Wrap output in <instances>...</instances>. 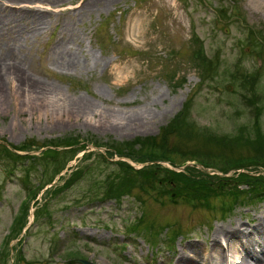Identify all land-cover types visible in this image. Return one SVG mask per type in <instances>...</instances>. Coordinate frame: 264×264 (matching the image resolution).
Returning a JSON list of instances; mask_svg holds the SVG:
<instances>
[{
    "label": "rangeland",
    "instance_id": "1",
    "mask_svg": "<svg viewBox=\"0 0 264 264\" xmlns=\"http://www.w3.org/2000/svg\"><path fill=\"white\" fill-rule=\"evenodd\" d=\"M0 6L18 13L21 29L43 14V26L24 30L17 50L29 76L57 89L36 100L2 69L0 262L177 264L181 249L210 250L218 226L252 227L257 215L264 217V198L224 212L232 196L218 193L220 184L236 168L213 166L253 162L264 172L256 165L264 159V0H0ZM68 49L77 54L71 65L64 63ZM243 75L253 77L252 85ZM79 99L93 110L78 112ZM114 146L157 159L137 162ZM71 148L79 152L39 188L46 162L57 165L53 154L64 162ZM188 156L196 160L180 164ZM123 160L136 169L157 163L187 179L176 196L163 191L177 188L172 182L158 184L159 172L144 176L148 188L128 175L122 190L110 183L124 176ZM109 193L115 198L104 197ZM29 198L23 227L8 239Z\"/></svg>",
    "mask_w": 264,
    "mask_h": 264
},
{
    "label": "bare ground",
    "instance_id": "2",
    "mask_svg": "<svg viewBox=\"0 0 264 264\" xmlns=\"http://www.w3.org/2000/svg\"><path fill=\"white\" fill-rule=\"evenodd\" d=\"M99 1L96 0V3ZM17 14L13 11L9 12L0 6V39L3 36L8 37L5 43L0 45L6 49L0 53V79L2 80V69L12 74L14 73L18 79V87L21 88L20 91L24 92V89H27V94L30 97L40 100L46 92H56L57 89L54 86L46 83L43 84L32 76H29L24 71L22 59L17 49H20L19 44L22 37H26L23 34L24 30L27 33H35L43 26L44 17L43 14L38 15V22L36 24L32 23V26H28V29H21L14 23L17 19ZM67 53L68 57L64 63L71 65V63L75 62L77 54L72 49H68ZM0 94H2L1 87ZM73 104L78 112L81 110L82 112L89 113L94 108L85 99H79ZM251 226L242 225L240 222L229 226L222 224L209 237L210 250L200 253L195 245H192L178 252L176 262L177 264H213L214 257H218L220 261L217 259L219 262L216 261L215 264H264V217H258L257 215V219L253 220ZM237 245L242 248V251L237 250Z\"/></svg>",
    "mask_w": 264,
    "mask_h": 264
},
{
    "label": "trees",
    "instance_id": "3",
    "mask_svg": "<svg viewBox=\"0 0 264 264\" xmlns=\"http://www.w3.org/2000/svg\"><path fill=\"white\" fill-rule=\"evenodd\" d=\"M244 77H246V76L243 75V78ZM245 80L247 81V82L245 81V84L250 83L252 85L251 81H253V77L250 78V79L247 78ZM177 127L178 126L175 124V126H173L172 129L177 128ZM258 133H260L259 129H258ZM114 147H115V151L117 152V154H119L121 156L127 155V156L135 159V161H137V162L141 161V162L144 163L145 161H148V160L155 161V159H157L156 156L153 157V156H150L148 154H146L145 157H137L133 152L122 151L121 147H119V146H117V147L114 146ZM70 152H72V153H70ZM78 152H79V150L76 149V148H71L70 150H65V153L66 154L70 153V155H68L64 159V162H60V163H58L60 161L59 158L56 157L55 154H53V156L51 157L50 160L52 161L53 165L54 164H57V165L56 166L54 165L55 167H51L52 165L48 164V161L46 162L45 170L42 171V172L44 174H47V175H45V176H43L41 178L42 180H40L39 188H42L44 186V184H48V183L52 182V180L60 173V170L68 162H70V159L73 158ZM46 155H48V154H46ZM50 155H52V154H50ZM15 156L17 157L19 155H15ZM24 157H30V156L27 154V155H24ZM38 158L35 157L33 159H38ZM187 159L196 160L195 158H193L191 156H188L184 161L180 162V164L183 163V162H186ZM200 161L203 163V165L209 166V163H207L206 161H204V160H200ZM118 163L120 164V166L124 170V176L121 177L120 179L113 178V181L110 184L111 185H117V187L121 188L122 190H126V187L128 186V182H131V178L133 179L132 181H134V182L136 181V183L145 184L146 187H147L148 184L144 183V181H145V179H144L145 177L144 176L147 175V173L154 172V174H156L157 172H159V174L161 176H163L165 180L162 179V178H159L160 181H158L159 182L158 184L161 185L163 181L172 182L173 185L175 187H177V188H172V189H166V188L164 189L163 188V191H165L166 193H170L171 196H173V195L176 196L178 194V191H180L179 190V186L180 185L183 186V184H184L183 181H185V178L187 179V177L184 176L183 173H180L179 171H175L174 169H170L168 167L160 168L161 166H158L157 163H155V164L152 163L150 165L145 164V166H142V167L137 168V169L135 167H133L132 165H130L125 160L119 161ZM256 163H258L256 165H261L264 168V159L262 161H256ZM175 164H177V163H175ZM251 164H253V162H251V163L243 162V163L239 164V162L235 161L234 163H232V164H230L228 166H226V164H224V162L223 163L220 162L219 164L213 165L214 167L219 169L221 172L223 171L225 173H227L230 170L231 167L236 168V170L233 173H230V175L226 174V175H224L222 177V179L225 180V182L220 184L221 191L220 192L216 191L218 193H221L222 191L223 192L225 191V192L228 193V195L232 196L231 200L225 201V202L222 203L221 206H223V211L224 212L231 211L232 208L234 207L233 205L235 203L246 205V204H251L253 202H256L258 200H262L264 198V172L263 171L260 172L261 170H258V169L255 170L256 168L250 167ZM151 165H153L155 167L157 166L158 168H156L154 170H151ZM188 168H189V166H188ZM81 171L74 172V174L72 176V180H75L76 177L78 176V175L76 176V174H78V172H81ZM134 172H139L141 175H143V178H140V179L133 178L132 176L134 175ZM128 175L129 176L131 175V178H129ZM125 177H126L127 180L125 179ZM122 178H124V179H122ZM126 181H128L127 184L123 185L124 182H126ZM231 181H232V184L229 185V183ZM225 183H227V185H225ZM242 185H245V187H242ZM188 186H191V192L193 194H197L198 195V193L196 192L195 186H192V184H190ZM150 187L154 188L153 185H150ZM161 187H164V186L161 185ZM39 188L37 189V187H36L35 189H31V192H30L31 194L30 195H31L32 198L37 195V192H38ZM214 189H213V187H211L210 191L214 192L215 191ZM183 192L184 191H181L180 193H183ZM187 192H189L188 189L185 190L184 193H187ZM114 196L115 195L110 194V193L107 196L104 195V197H113V198H115ZM202 196H204L206 199H208L210 197L209 195H207L205 193ZM104 197H102V198H104ZM30 198L28 199V201H26V202L24 201L25 202V207L23 206L24 209L22 210V213L19 214L17 217H15L13 223L11 224V225L14 226L13 227V231L14 232L9 234L8 239H10L11 235H12V238L14 236H16L20 232L21 228L23 227V224L25 223L26 217H27L26 214L28 212ZM206 206H209V203L206 204ZM39 211H40V208H38V211H36V212H39ZM152 238L153 237H151L149 240L152 241L154 239V238L153 239ZM4 251L1 252L3 254L1 256L3 260L5 259L4 258L5 256L7 257L9 255V251L8 250L6 252H4ZM0 264H5V263H4V261H1Z\"/></svg>",
    "mask_w": 264,
    "mask_h": 264
},
{
    "label": "water",
    "instance_id": "4",
    "mask_svg": "<svg viewBox=\"0 0 264 264\" xmlns=\"http://www.w3.org/2000/svg\"><path fill=\"white\" fill-rule=\"evenodd\" d=\"M77 261H79L82 264H90V261L87 259L78 258ZM34 264V263H33Z\"/></svg>",
    "mask_w": 264,
    "mask_h": 264
}]
</instances>
